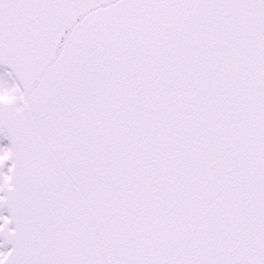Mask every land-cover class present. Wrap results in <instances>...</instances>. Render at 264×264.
<instances>
[{"label": "snow or ice", "instance_id": "1", "mask_svg": "<svg viewBox=\"0 0 264 264\" xmlns=\"http://www.w3.org/2000/svg\"><path fill=\"white\" fill-rule=\"evenodd\" d=\"M0 264H264V0H0Z\"/></svg>", "mask_w": 264, "mask_h": 264}]
</instances>
